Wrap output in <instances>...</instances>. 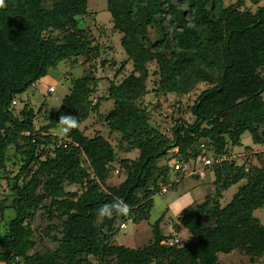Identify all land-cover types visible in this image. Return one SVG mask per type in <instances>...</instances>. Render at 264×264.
<instances>
[{
  "label": "trees",
  "instance_id": "1",
  "mask_svg": "<svg viewBox=\"0 0 264 264\" xmlns=\"http://www.w3.org/2000/svg\"><path fill=\"white\" fill-rule=\"evenodd\" d=\"M89 1L5 0L0 8V179L8 186L0 210L2 218L6 208L15 212L0 222V264H216L215 253L230 252L239 236L253 238L249 252L261 257L264 147H247L254 151L248 162L209 168L211 193L178 217L191 232L184 243L163 242L170 240L164 216L150 224L153 237L143 247L117 236L128 219L150 222L160 185L180 176L170 150L175 163L240 152L246 131L264 146V3L107 0L106 27L95 19L82 25L92 14ZM109 30L117 35L112 44ZM119 40L123 58L114 55ZM62 62L83 72L39 125L21 95ZM152 94L157 101L179 96L169 105L172 116L148 101ZM105 101L112 106L102 110ZM61 114L79 122L67 145L55 135ZM134 150L135 158L120 156ZM116 200L129 215H98Z\"/></svg>",
  "mask_w": 264,
  "mask_h": 264
},
{
  "label": "rangeland",
  "instance_id": "2",
  "mask_svg": "<svg viewBox=\"0 0 264 264\" xmlns=\"http://www.w3.org/2000/svg\"><path fill=\"white\" fill-rule=\"evenodd\" d=\"M230 0H227V4H230ZM261 3H264V0H261ZM89 11L92 12L91 16L84 18L82 20V25L85 26L88 22L97 20L99 23L104 24L106 27H110L111 23V14L107 10V0H90L89 1ZM108 35L111 39V44L113 43L112 39L117 35L112 37V32L109 30ZM108 38V39H109ZM108 42H110L108 40ZM117 46V45H116ZM118 51L114 54L118 58H123L126 56L125 52H123L120 46V40L118 41ZM131 68V65H129ZM70 72L68 74L67 72ZM101 71V70H100ZM83 72L81 66H77L73 68L71 64L62 62L55 69H50L49 75L41 80L35 87H31L26 93L22 94L21 97L26 101L30 99L32 101V106L37 110L39 125L48 121L47 117L55 110L59 109L62 104V99L69 91V88L72 85V76H79ZM102 72V71H101ZM112 74V72H111ZM99 75H101L99 73ZM104 81H108L104 79ZM102 81V87L100 92H105L107 89V83ZM55 85L56 90L53 92L48 91L49 85ZM264 96V95H263ZM168 101L163 98L159 99V107L162 110L164 115L172 116L173 113L171 110L170 103H175L179 96L176 94H169ZM148 101L152 100L155 103L158 102L152 95L147 96ZM23 105V103H21ZM154 104V103H153ZM112 102L105 101L103 103L102 110L106 107L111 108ZM169 106V107H168ZM169 112V113H168ZM153 118L157 113L152 114ZM94 118L91 117L90 123L93 122ZM162 123L161 120H159ZM104 133H107L104 131ZM57 134V131H56ZM254 148V149H262L264 146L259 145L254 142L253 136L251 132L246 131L242 135V145L237 146V151H243L246 148ZM139 155L137 150H134L129 153L120 152V156H127L135 158ZM167 160L171 165H174L177 157L173 150L167 155ZM197 164H201V162H197ZM193 164H189L191 167ZM213 172L207 171L205 178H197V177H189L185 176L181 179L180 182L170 187L169 190L165 193L157 192L154 195V207L151 211L150 222L142 221L141 223H136L131 219H128L127 227L121 229L120 234H118L117 239L120 243H123L127 246L131 247H143L148 244L149 241L153 237V231L151 227V223H154L159 217L164 216V220L161 224L163 233L168 235V239H174V237H178L180 239V243H184L188 240L191 235V232L187 227H185L182 223L178 221V217L183 215L189 208H194L197 206L198 202L201 201L206 194L211 193V187L207 183L209 179L213 178ZM117 181H121L125 178V174H121L119 176H115ZM114 179V177H113ZM7 184L5 179H0V194L3 195L5 190L7 189ZM237 186L231 187L224 193V198L221 200L222 204L225 205L228 203L233 194L236 192ZM178 205H186L185 209L177 215L174 212V208ZM15 212L11 208H6L4 216L2 218V211L0 210V222L2 226L4 223L10 220V218L14 217ZM256 215L261 218L262 223L264 224V208L256 211ZM3 219V220H2ZM121 219H118V223ZM213 220H208L207 223L213 224ZM177 223V224H176ZM254 238H258L255 236ZM253 238L245 239L239 236L237 240L234 242V248L230 252H219L215 253V257L217 259L216 264H250L251 260H255L256 252H249V248L253 246ZM253 250V247H252ZM259 264H264V257Z\"/></svg>",
  "mask_w": 264,
  "mask_h": 264
},
{
  "label": "built area",
  "instance_id": "3",
  "mask_svg": "<svg viewBox=\"0 0 264 264\" xmlns=\"http://www.w3.org/2000/svg\"><path fill=\"white\" fill-rule=\"evenodd\" d=\"M56 89L55 85H50L49 90L50 91H54ZM14 104L17 103L16 100L13 101ZM57 137V143L59 145H67L68 143H71L72 140L69 139L68 137H61L58 134H55ZM254 154V151H240V152H233L227 155H222V156H217V157H209L207 155H200L198 157L197 160H191L189 163H182L181 161H177L176 163H174V172H179L180 176L176 177L174 174L170 175L168 177V184L160 185V193H165L168 188L173 184L176 183L177 181H180L181 178L185 177V176H195V175H199L200 178H205L206 177V172L209 170V168H212L214 164L216 163H221L224 160H237V162L240 163H245L248 162L252 159ZM197 162H201V164H197ZM193 164L191 165V167L189 166V164ZM125 223H122L121 226L125 227ZM180 240L179 238H175V239H171L168 241H163L164 243H169V244H174V243H178Z\"/></svg>",
  "mask_w": 264,
  "mask_h": 264
},
{
  "label": "clouds",
  "instance_id": "4",
  "mask_svg": "<svg viewBox=\"0 0 264 264\" xmlns=\"http://www.w3.org/2000/svg\"><path fill=\"white\" fill-rule=\"evenodd\" d=\"M5 7V0H0V8ZM79 127V122L77 117L72 115L61 114L58 122L57 134L61 137L67 136L72 130L77 129ZM186 205H178L173 210L179 215L184 209ZM130 213L129 206L121 200H116L110 204H104L98 210V215L100 217H106L111 219L112 216L121 215L127 216ZM180 240V239H179Z\"/></svg>",
  "mask_w": 264,
  "mask_h": 264
},
{
  "label": "crops",
  "instance_id": "5",
  "mask_svg": "<svg viewBox=\"0 0 264 264\" xmlns=\"http://www.w3.org/2000/svg\"><path fill=\"white\" fill-rule=\"evenodd\" d=\"M190 177H191V176H190ZM177 182H178V181H177ZM263 257H264V254H263L261 257L256 258L255 260H251V263L253 262V264H259V263H261ZM251 263H250V264H251Z\"/></svg>",
  "mask_w": 264,
  "mask_h": 264
},
{
  "label": "water",
  "instance_id": "6",
  "mask_svg": "<svg viewBox=\"0 0 264 264\" xmlns=\"http://www.w3.org/2000/svg\"><path fill=\"white\" fill-rule=\"evenodd\" d=\"M164 151H165V149L162 150V152H164Z\"/></svg>",
  "mask_w": 264,
  "mask_h": 264
}]
</instances>
